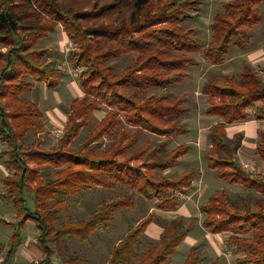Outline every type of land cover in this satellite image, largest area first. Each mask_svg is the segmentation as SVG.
<instances>
[{"label": "trees", "instance_id": "trees-1", "mask_svg": "<svg viewBox=\"0 0 264 264\" xmlns=\"http://www.w3.org/2000/svg\"><path fill=\"white\" fill-rule=\"evenodd\" d=\"M204 1L0 0V141L7 145L0 157H8L4 164L13 171L4 179L2 196L23 218L9 241L7 259L0 264L12 259L27 220L35 222L44 253V258L34 264H53L50 242L60 245L68 237L89 239L100 226L108 227L118 210L132 207L138 195L155 201L161 210L180 206L178 193L190 189L201 172L192 168L176 178L163 173L191 149L187 143L170 151L167 148V140L187 132L179 119L186 112L185 97L172 93L169 87L190 75L188 68L198 65L195 55L219 65L233 50L249 47V30L264 21V0H222L223 10L215 14L211 40L203 48L196 28L185 27V23L194 19L192 13ZM59 25L73 45L71 65L81 70L84 95L71 102L56 148L45 150L36 141L25 150L27 134L43 128V112L23 94L37 82H45L49 89L58 88L62 82L58 62L44 61L52 48L39 44ZM128 53L133 57L122 71L115 72L114 61ZM150 88L162 92L148 95ZM202 90L208 96L206 114L220 119L208 130L207 165L219 178L242 186L247 196L255 197L253 204L251 199H232L218 190L201 205L202 224L211 233H229L227 244L241 254L240 262L264 264V175L246 170L238 160L243 133L229 136L227 131L235 122L264 121V80L243 62L237 74L210 77ZM102 106L108 107V112L83 144L71 149L69 145L88 126L93 111ZM144 133L166 140L149 152L146 145L132 149ZM107 134L113 142L94 153L90 145ZM257 152L264 161V130ZM46 165L58 169L56 179L41 175ZM117 183L135 192L102 201L87 219L64 222L59 231L55 230L54 223L66 208V196L92 186L114 188ZM26 192L35 194L37 210L28 208ZM155 220L149 214L138 221L114 246L107 264H167L199 222L197 217L169 219L160 238L140 253V238ZM2 222L8 223L0 219ZM202 257L199 247L193 246L183 264H200Z\"/></svg>", "mask_w": 264, "mask_h": 264}, {"label": "rangeland", "instance_id": "rangeland-1", "mask_svg": "<svg viewBox=\"0 0 264 264\" xmlns=\"http://www.w3.org/2000/svg\"><path fill=\"white\" fill-rule=\"evenodd\" d=\"M223 3L224 2L222 0H205L199 10L192 13L195 14L194 19L185 23V27L192 26L196 28L198 37L202 40L203 48H205L211 40V25L215 14L223 10ZM261 9L264 13V3L261 4ZM249 34L251 38V45L242 50H233L229 60L222 64L212 65L206 61L201 54L195 55L194 57L198 60V65L188 68L190 76L181 84H174L169 87V90L174 92V94H184V106L186 108V112L181 115L179 119L184 123L187 133L184 135L182 134L173 140H167V148L170 151L176 148L179 143L184 140L192 142L194 150L191 155H194L193 158L195 162L193 163L196 166L201 167L204 163L202 154L210 148V143L206 137L209 124L220 120L219 118L210 119L206 116L208 96L202 90L205 81L210 77H218L222 74H237L241 69L243 61L248 62L255 70H257L264 80V21L254 28H251L249 30ZM50 36H53L51 43H54L59 38L58 31L56 30L54 33L50 34ZM48 40L49 38H46L42 43L46 44V41ZM56 44L59 46V43ZM72 48V43L70 44V42L68 43V41L63 40L60 42V48L55 52H52L49 57L44 59L46 62L55 60L58 62V65L64 69L65 73H62L61 77L63 78L65 86H61V89L57 88L47 91L43 87L40 89L39 85H36V87L32 88L29 92L23 94V97L38 103L43 112V117L41 118L43 128L41 130H31L27 134L24 138V145L26 147L25 150L30 148L34 142L38 140H40L39 146L45 150L56 148L59 140L63 136L65 121L70 111V102L75 96L74 94H76V83L80 77L81 71L73 70L71 67L70 51ZM132 57L133 53H128L121 59L115 60V72L122 71ZM161 92L162 89L150 88L148 90V95L158 96ZM108 110V107L102 106L99 110L93 111L88 126L81 130L79 136L69 145V147L71 149L79 148L81 144H83L87 135L95 128L102 116L106 114ZM237 124L238 125L230 124L227 127L231 128L230 131L233 130L235 126L244 128L245 130L248 125L247 123ZM259 127V125L256 126L257 131L261 129ZM121 129L122 125L119 126L117 130ZM259 138V133L257 132L255 133V138L253 140H246V145L243 148V151H241L239 159H241L240 161L244 163V166H247L246 169L248 171L264 175V164L260 161V158L255 151V148L259 143ZM161 140L166 139L157 137L150 133H144L132 149L146 145V151L149 152ZM112 142V136L107 134L101 140L92 143L90 146L93 147L92 150L94 153H98V151L106 149ZM6 147L7 145L0 141V154L6 149ZM5 159H8V157H5ZM136 163L139 164L141 162L138 161ZM187 163L188 162L185 161V165H187ZM195 165L192 166L195 167ZM3 169L6 173L13 174L12 170L8 171L5 167H3ZM183 169L186 171L187 167H184ZM57 170L58 169L46 165L42 167L41 175L46 176L50 174L49 176L56 179L57 176L55 173ZM181 172V166L163 171V173L171 178L179 177ZM210 173L211 175L207 176L209 181L208 185L205 187L206 189L203 188L204 184L202 185L201 179L196 178V180H194L196 185L197 183L202 185L197 194H195L196 199L193 198L196 201L197 207H199L201 202L207 199L209 194L216 190H224L232 199L239 198L244 201L246 199H251V202L253 204L255 203L254 195L249 194L247 196L242 186L229 185L223 180L220 181V179H218L215 175V171H211ZM33 184L34 183H31V185ZM131 192H135V189L124 186L121 183H117L114 188L92 186L90 189L81 191L78 194L68 195L66 196V208L60 211V219L54 223L55 230L59 231L61 224L64 222H76L78 220L87 219L94 210L100 207L102 201H110L113 198L122 197L124 194ZM26 198L31 211H35L39 208L38 202L35 200L34 193L26 192ZM153 202L154 201L147 200L143 196L138 195V197L135 198L134 205L132 207L118 210L115 214V220L108 227L100 226L91 234L89 239L81 240L76 237H68L60 245L50 242V246L53 250V255L51 257L52 263L107 264L114 246L132 227L136 226L138 221L147 217L148 212H150V209L154 204ZM49 203L53 204L54 200L49 201ZM6 207L9 208V206L5 204L1 205L2 209ZM0 215L6 216L9 220H14V216L10 214V211H0ZM201 216L203 217V214ZM169 219L170 218L156 215L155 225L153 224L148 230V233L142 235L140 238L141 245L138 248V252L143 253L151 243L158 240V238L156 239L154 237H158V232L163 230L164 224L167 223ZM202 229L205 228L201 223L193 225L189 236L196 237L198 240L204 235ZM13 230L14 228L12 226L5 223L0 225V232L3 236H6L5 232L11 233ZM38 235L39 232L35 226V222L32 220L28 221L27 227L23 228L22 234L23 238L26 240L27 248L30 244H37L36 239H38ZM10 237L11 236H9V239ZM228 237L229 233H227V236L224 238L225 248L223 249V259H221V264H246L239 261L241 254L233 252L232 248L228 246ZM181 250L184 251L185 249L181 248ZM34 252L35 254H39V250L37 249ZM1 253L2 251H0V255ZM16 256L17 260L15 264H33L35 260H40L44 257L42 254L40 257H34L31 252L23 253L22 251H20ZM171 260L167 264L177 263L175 259L172 262ZM211 260L212 259L210 258V261ZM209 263L208 259H205L203 262V264Z\"/></svg>", "mask_w": 264, "mask_h": 264}, {"label": "crops", "instance_id": "crops-1", "mask_svg": "<svg viewBox=\"0 0 264 264\" xmlns=\"http://www.w3.org/2000/svg\"><path fill=\"white\" fill-rule=\"evenodd\" d=\"M56 30L58 31V36H59V38H58V40L57 41H55L54 43H51V39H52V37L51 36H49V37H47V38H49V40L48 41H46V44H43L42 42L44 41V39L43 40H41V41H39V44H41V45H43V46H46V47H50V48H52V50H53V52H55L56 50H58L59 48H60V42L61 41H68V43L70 42V44H71V41L68 39V37H67V35L65 34V32H64V29H63V26L62 25H59V26H57V28H56ZM55 30V31H56ZM56 43H59V46H58V44H56ZM59 47V48H58ZM229 60V59H228ZM243 62H246V61H243ZM242 62V63H243ZM248 63V62H247ZM70 64H71V60H70ZM249 64V63H248ZM242 65V64H241ZM59 67H60V65H58ZM71 67H72V65H71ZM61 68V67H60ZM72 69L73 70H76V71H79L80 69L78 68V69H76V68H73L72 67ZM61 70H62V73H65L64 72V69L63 68H61ZM68 74V73H67ZM66 75V74H65ZM190 76V75H189ZM188 76V77H189ZM187 77V78H188ZM186 78V79H187ZM61 79H62V82H61V84H60V86L58 87L59 89H61L63 86H65V84H64V82H63V78L61 77ZM79 79H80V77H79ZM79 79H78V81H77V83H76V85H77V91H76V94H74L75 96L73 97V99H72V101L74 100V99H79V98H82L83 97V95H84V92H83V89H82V87H81V85H80V81H79ZM185 79V80H186ZM184 82V81H183ZM181 84V83H180ZM36 85H39V87H40V89L43 87L44 89H46L47 91H50L51 89H49L48 88V86H47V84L45 83V82H37L36 84H35V86L34 87H36ZM68 85V84H67ZM62 86V87H61ZM69 86V85H68ZM33 87V88H34ZM57 89V88H56ZM53 90V89H52ZM172 92V91H171ZM172 93H174V92H172ZM176 95H184L183 93L181 94H177V93H175ZM71 101V102H72ZM71 102H70V104H71ZM39 105V104H38ZM39 108H40V106H39ZM41 110V109H40ZM42 111V110H41ZM97 111V110H96ZM105 116V114L102 116V118ZM206 116L208 117V118H210V119H217L218 117H216V116H211V115H207L206 114ZM101 118V119H102ZM67 120H68V115H67V118H66V121H65V125H66V122H67ZM217 121H215V122H213V123H211V124H209V126H208V128H207V132H206V137H207V139H208V130H209V127L212 125V124H214V123H216ZM237 123H244V124H248L247 125V128L244 130V128H241V127H236L235 126V128L233 129V130H231L230 131V127H227V131H228V134H229V136H233L236 132H242L243 133V135H244V138H243V143H242V146H241V148L239 149V151H238V154H237V157H238V160L240 161L241 159H239V157L241 156V151H243V148L245 147V145H246V140H253L254 138H255V133H259V137H260V132H261V130H264V121H260V120H256V119H249V120H247V121H243V122H235V123H232L231 125H238ZM65 125H64V127H65ZM230 125V124H229ZM257 125H259L260 127L259 128H261L259 131H257V128H256V126ZM261 125H262V127H261ZM187 133V132H186ZM185 133V134H186ZM184 135V134H183ZM179 137V136H178ZM38 142L40 143V140H38ZM208 142H209V140H208ZM259 142H260V138H259ZM38 143V144H39ZM183 143H187V144H189L190 145V147H191V149H190V151L186 154V155H184L183 157H181L180 158V160H179V162L176 164V165H174L173 167H170V168H167V169H165V170H168V169H171V168H175V167H178V166H181V168H182V172H181V174L182 173H184V172H186V171H188V170H190V169H192V168H196V169H199L200 170V172H201V174L199 175V176H197L196 178H198V179H201V181H202V185L204 184V186H203V188H205L207 185H208V177L207 176H209V175H211V171H214V170H211L209 167H208V165L206 166V164H207V161H206V159H205V157H204V155H205V153L209 150H206L203 154H202V158H203V160H204V163L201 165V167H199V166H196L193 162H195V160H194V158H193V156L194 155H191V153H192V151L194 150V146H193V143L192 142H190V141H188V140H184V141H182V142H180L179 143V145L180 144H183ZM258 145H259V143H258ZM258 145L256 146V148H255V151H256V153H257V155L259 156V154H258V152H257V147H258ZM210 146V145H209ZM195 150H196V148H195ZM198 154V153H197ZM259 158H260V156H259ZM0 159H1V162H0V211H6V212H8V211H10V214H12L13 216H14V220H9L6 216H3V215H0V219H3V220H5L6 222H8V223H5V224H7V225H9V226H12L13 228H14V230L11 232V233H8V232H5L6 233V236H3L2 235V233L0 232V251H2V253H1V257H0V263L1 262H3L4 260H6L7 259V252H8V250L10 249L9 248V241L11 240V238H12V236H13V234H14V232H15V230L16 229H18V227H19V224H20V222L22 221V217H18V215H17V212H16V210L13 208V206H12V204L10 203V202H7L4 198H3V193H4V189H5V185H4V179L7 177V176H9V175H11L10 173H6L5 172V170L3 169V167H5V168H7V170L8 171H10L11 169H9L5 164H4V161L6 160L5 159V157H0ZM197 160H199V159H197ZM185 161L186 162H188L187 163V165H185ZM260 161L264 164V161L260 158ZM241 162V164L244 166V163L242 162V161H240ZM192 165H195V167L194 166H192ZM3 166V167H2ZM184 167H187V169H186V171L183 169ZM210 171V172H209ZM216 173V172H215ZM180 174V175H181ZM216 176H217V174H215ZM196 178H195V180H196ZM217 178L218 179H220V181H222L223 179H221V178H219L218 176H217ZM224 181V180H223ZM224 182H226V181H224ZM199 183H201V182H199ZM227 183V182H226ZM197 185L199 186L200 184H198L197 183ZM196 184H195V181H193V186L190 188V189H188L187 191H185V192H179L178 194H179V197L181 198V204H180V206L176 209V210H170V211H165V210H161V209H159V208H157L156 206H155V201L153 202L154 204H153V206L151 207V209H150V212H148V214H147V216L149 215V214H153L154 216H155V218H156V215H160V216H162V217H166V218H170V219H173V218H176L177 216H183V217H185L186 219H189V218H192V217H197L198 219H199V222L198 223H201L202 224V221H203V217L201 216L202 215V212H201V205L203 204V203H205L208 199H209V197L211 196V195H213L214 193H216L218 190H216V191H214L213 193H211V194H209V196L207 197V199L205 200V201H203V202H201L200 203V205H199V207H197L196 206V201L194 200V199H196L195 198V194H197V192L199 191V188L200 187H202V185H200L199 187L197 186ZM230 185V184H229ZM206 189V188H205ZM139 196H141V195H139ZM138 197V196H137ZM197 197V196H196ZM25 198H26V194H25ZM194 198V199H193ZM27 199V198H26ZM146 199V198H145ZM148 200V199H147ZM150 201H153V200H150ZM3 204H5V205H7V206H9V208L8 207H6V208H4V209H2L1 208V205H3ZM27 205H28V200H27ZM28 208H29V206H28ZM28 221H30V220H27L23 225H22V227H21V243L19 244V246L16 248V250H15V252H14V254H13V256H12V259L8 262V263H6V264H15V262H16V260H17V254L20 252V251H22L23 253H29V252H31L32 254H33V256L34 257H40L41 256V254L42 255H44V253H43V250H42V248H41V246H40V244H39V242H38V239H36V241H37V244H30L29 245V247L27 248V243H26V240L23 238V236H22V234H23V228L24 227H27V222ZM156 221V220H155ZM155 221H153L151 224H149V226L147 227V229H146V232H145V234H147L148 233V230L150 229V227L154 224V223H156ZM197 223V224H198ZM1 224H3V222L2 223H0V225ZM155 225V224H154ZM36 226V225H35ZM202 226H203V224H202ZM204 227V226H203ZM37 228V227H36ZM164 229V228H163ZM38 230V229H37ZM162 231L163 230H160L159 232H158V237H154V238H160V235H161V233H162ZM202 231H203V233H204V235H203V237H200L198 240H197V238L196 237H191V236H189V234H190V232H189V234H188V236H187V238L185 239V241L179 246V248L180 249H178V252L171 258L172 260H171V262L172 261H174V259H175V261L177 262L176 264H183L184 263V261H185V259H186V257H187V255H188V253H189V251L188 250H190L193 246H198L199 247V249H200V251H201V253H202V260H201V262H200V264H203V262L205 261V259H208L209 260V264H212L214 261H219V264H221V259H223V249L225 248V240H224V238L227 236V233H211V232H209L207 229H202ZM39 232V231H38ZM9 236H11L10 237V239H9ZM40 247V248H39ZM181 248L182 249H185L184 251H182L181 250ZM39 250V254H35V250ZM187 251H188V253H187ZM44 258V257H43ZM43 258H41L40 260H42ZM210 258L212 259L211 261H210ZM15 259V260H14ZM40 260H35L34 262H33V264L34 263H37L38 261H40Z\"/></svg>", "mask_w": 264, "mask_h": 264}, {"label": "built area", "instance_id": "built-area-1", "mask_svg": "<svg viewBox=\"0 0 264 264\" xmlns=\"http://www.w3.org/2000/svg\"><path fill=\"white\" fill-rule=\"evenodd\" d=\"M244 168L246 169V168H247V166L245 165V166H244ZM246 170H247V169H246Z\"/></svg>", "mask_w": 264, "mask_h": 264}]
</instances>
